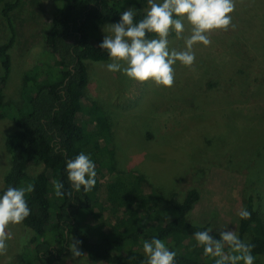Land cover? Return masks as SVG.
Listing matches in <instances>:
<instances>
[{
	"label": "trees",
	"instance_id": "obj_1",
	"mask_svg": "<svg viewBox=\"0 0 264 264\" xmlns=\"http://www.w3.org/2000/svg\"><path fill=\"white\" fill-rule=\"evenodd\" d=\"M21 2L0 0V14L11 31V37L0 43V119L14 127L6 140L10 165L0 191L34 185V191L26 194L32 214L22 223L32 232L27 258L34 264H54L68 255L74 236L87 258L104 264H142V242L156 236L177 252V264H213L192 237L208 225L188 219L199 191L190 188L178 198L176 193L165 194L144 174L118 169L111 117L88 97L86 63L108 61L99 48L100 28L117 23L119 13L128 8H133L136 20L141 19L147 0H53L52 19L42 35L47 58L23 73L15 103L3 90L11 73L15 37L10 12ZM80 152L89 154L96 165V184L86 193L71 192L64 172L65 161ZM35 168L40 171L30 175ZM104 171L113 176L106 197L99 191ZM54 180L62 181L70 194L56 197ZM253 186L242 192V208L250 217L238 218L235 231L255 246L258 260L264 259V216L255 203L262 195Z\"/></svg>",
	"mask_w": 264,
	"mask_h": 264
},
{
	"label": "rangeland",
	"instance_id": "obj_2",
	"mask_svg": "<svg viewBox=\"0 0 264 264\" xmlns=\"http://www.w3.org/2000/svg\"><path fill=\"white\" fill-rule=\"evenodd\" d=\"M235 4V29L211 33L209 47L195 46L194 65L177 64L169 88L110 73L105 68L108 61L86 63L88 97L111 117L116 167L144 174L165 194L176 193L178 198L197 189L199 200L188 219L216 232L235 231L242 192L252 184L262 195L255 203L264 216V0H235ZM53 9V0H22L10 12L15 37L3 92L12 102L18 103L23 73L47 58L42 35ZM108 25L100 28L102 39ZM188 34L186 24L184 35ZM10 37L0 14V43ZM169 42L171 48H183V39L175 35ZM89 105L84 102V107ZM13 130L8 120L0 119V188L10 165L5 145ZM39 171L35 168L29 174ZM112 178L106 171L99 178L104 197ZM7 231L11 239L7 252L0 254V264H34L27 258L32 232L22 224ZM70 240L80 255L69 250L54 264H104L87 258L74 236ZM255 264H264V259Z\"/></svg>",
	"mask_w": 264,
	"mask_h": 264
},
{
	"label": "clouds",
	"instance_id": "obj_3",
	"mask_svg": "<svg viewBox=\"0 0 264 264\" xmlns=\"http://www.w3.org/2000/svg\"><path fill=\"white\" fill-rule=\"evenodd\" d=\"M148 8L141 19H135L133 8L119 13V21L107 26V34L99 44L106 52L108 62L105 68L110 73H120L137 83L150 82L158 87L169 88L174 84L177 64L191 68L196 60L194 47H209L210 34L217 31L235 29L232 13L235 0H147ZM190 34L184 35L185 25ZM183 39V48L170 47L169 35ZM66 173L71 192H89L96 184V165L89 154L80 152L65 161ZM53 194L62 198L66 194L62 181L52 182ZM34 191V185L8 186L0 191V254L8 249L11 235L7 229L22 224L32 209L26 194ZM240 220L250 217V212L242 208L238 212ZM213 228L195 231L192 237L195 247L213 260V264H255V247L241 239L234 230L224 228L213 235ZM23 244V240L21 241ZM74 256L80 253L75 245H70ZM142 264H177V252L166 243L153 236L142 242Z\"/></svg>",
	"mask_w": 264,
	"mask_h": 264
}]
</instances>
